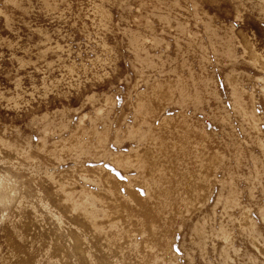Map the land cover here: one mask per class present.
<instances>
[{
  "label": "rangeland",
  "instance_id": "rangeland-1",
  "mask_svg": "<svg viewBox=\"0 0 264 264\" xmlns=\"http://www.w3.org/2000/svg\"><path fill=\"white\" fill-rule=\"evenodd\" d=\"M156 177L184 205L144 258L263 262L264 0H0V264H33L18 202L69 264H115L99 229Z\"/></svg>",
  "mask_w": 264,
  "mask_h": 264
},
{
  "label": "bare ground",
  "instance_id": "bare-ground-1",
  "mask_svg": "<svg viewBox=\"0 0 264 264\" xmlns=\"http://www.w3.org/2000/svg\"><path fill=\"white\" fill-rule=\"evenodd\" d=\"M197 158L199 159V157ZM158 173L160 176L161 171H158ZM158 177L144 181L145 185L150 187L143 197L144 202L140 204L125 202L124 205L119 208L121 219L113 224L109 223L112 225L111 227H102L99 229L107 245L109 256L115 264H127L129 261L137 259L145 262V264H157L155 261L157 254H151L144 258L145 253H161L165 246V240L170 238V233L167 231L169 224L179 217V215L177 216V214L170 212V207L173 204L180 206L182 203L184 205L181 199L183 196H177L172 192L167 195L160 194L158 186L161 181H158ZM201 191V188L198 186V192L193 194L192 201L197 202L201 199ZM27 206L28 205L24 202H18V207L15 210V218L19 220L18 223H16L18 230L22 235L24 234L27 240L24 242V245L31 250L33 264H69V256L67 254L64 255L60 247L52 241V235L48 232L46 223L40 219L37 212L27 208ZM228 207H230V204H228ZM115 210L117 211V208ZM244 216L245 215H243L240 220L246 221ZM148 217L153 219V223L151 224L150 232L146 233L142 230V227L146 223ZM131 226H136L139 229L138 232L132 233L130 231ZM230 232H232V229L222 230L212 237L226 239L230 237ZM122 236H125L127 241L120 247L119 239ZM138 241L142 242L144 249L138 246L136 243ZM201 249H203L202 244L199 245V250ZM232 249L235 250V252L241 250L239 246L233 247ZM228 251H230V249L224 251L222 254V264H238V259L229 255ZM247 258L248 263L252 264L253 258L250 254H248ZM259 264H264V260Z\"/></svg>",
  "mask_w": 264,
  "mask_h": 264
}]
</instances>
